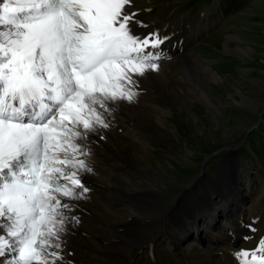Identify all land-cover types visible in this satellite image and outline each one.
Masks as SVG:
<instances>
[{
	"label": "snow or ice",
	"instance_id": "6c2138e0",
	"mask_svg": "<svg viewBox=\"0 0 264 264\" xmlns=\"http://www.w3.org/2000/svg\"><path fill=\"white\" fill-rule=\"evenodd\" d=\"M130 4L0 0V264H72L62 245L79 222L70 201L89 191V133L135 100L133 77L159 71L168 39L137 33L132 23L149 26L124 11ZM232 255L264 264V237Z\"/></svg>",
	"mask_w": 264,
	"mask_h": 264
},
{
	"label": "rangeland",
	"instance_id": "374dc122",
	"mask_svg": "<svg viewBox=\"0 0 264 264\" xmlns=\"http://www.w3.org/2000/svg\"><path fill=\"white\" fill-rule=\"evenodd\" d=\"M133 6L137 13L135 18L152 21L147 32L156 31L159 22L165 23L166 32L172 33L171 43L189 42L183 51L191 54V63L188 62L183 77L196 85L197 90L200 80L194 74L195 68L208 67L221 78L217 83L203 78L211 87L213 104L220 108L218 120L175 84V74H163L166 87L140 79L142 86L137 88V96L143 99L144 105L139 106L137 118L142 132L131 141L121 137L125 147L133 150V162L156 180L152 195L168 203L164 209L179 199L178 206L171 210L172 216L179 218L199 209L201 217L197 226L186 222L187 225L176 227L171 219L166 220L172 228L170 231L177 236L170 234L162 238L155 243L153 252H140L136 244L130 249L128 259H132V264H189L177 245L182 248L190 244L196 246L200 240L195 241L199 238L194 232L196 227L199 226L207 237L215 230L230 229L227 227L229 221L219 215L212 222L209 207L205 206L209 198L213 199L215 213L219 214L222 187L232 186L236 181L243 194L251 192L258 199L255 204L261 215L264 214V0H143ZM171 58L166 55L161 61L166 63ZM150 106L167 114L158 120L156 110ZM125 110V113L122 110L125 115H117L116 110L111 113L127 123L125 116L130 115ZM112 143L113 150L120 148L116 138ZM92 153L95 155L92 159L109 160V164L127 170L133 179L126 180L116 171H109L105 180L107 186L92 187V199L87 200L89 205L85 198L75 200L79 206L90 209L91 214L82 212L78 223H69L64 239L65 246L80 251L88 238L97 251L105 252L108 249L106 240L114 241L112 231L118 230L117 223L131 217L129 205L119 204L115 194L132 189L143 178L138 177L127 162L116 161L110 151H102L101 155ZM232 195L227 193V197ZM243 203L241 207L246 210L250 203L246 200ZM154 214L149 219L138 217L145 221L141 227L144 233L161 227V213ZM78 251L83 261H93L89 256L95 254L94 250L86 248L85 254Z\"/></svg>",
	"mask_w": 264,
	"mask_h": 264
},
{
	"label": "bare ground",
	"instance_id": "6f19581e",
	"mask_svg": "<svg viewBox=\"0 0 264 264\" xmlns=\"http://www.w3.org/2000/svg\"><path fill=\"white\" fill-rule=\"evenodd\" d=\"M141 1L143 0H131L130 5H125L124 11L126 13L135 12L136 8L133 5L138 6ZM135 19L148 26L152 24V21L147 22L139 20L137 18ZM158 25L159 26L155 32H158L161 36L168 37V39L160 46L162 49V57L166 55H171L172 58L166 63H162V61L160 60L159 71L146 73L144 77L134 76L133 79L138 81L139 85H141L140 79H143L145 82L150 83L154 86L166 87L167 82L163 79V74L164 76L166 74H175V84H177L184 91V93L186 92L185 94H187V96L192 98L194 97L197 101L204 105L209 110V112L214 115V119L218 120L219 114H217V110H219L220 108L213 104V93L211 91V87L208 82L205 81V79L203 78L207 77L209 80L216 83L220 82L221 78L217 74L212 72L208 67L202 69L195 68L194 74H196V76L200 80V87L197 90L195 88L196 85H191L187 78L183 77L185 75L183 71L187 69V65H189L188 62L191 63V54H187L183 51L186 45L189 44V42H186L187 40H182L175 44L171 43L172 33L170 34V31L166 32V24L159 22ZM130 26L133 27L137 33H149V31L147 32V28L138 27L134 23H132ZM169 69L170 71L167 72L166 70ZM136 91L138 92L137 89ZM142 100V98H139V96H137L132 103L122 101L119 102V105L115 108V110L118 111L116 113L117 115L118 113L120 115H125V109H127L130 115L125 116L126 120L128 121L127 123L115 116L116 114L114 113H104L105 120L109 124V127L106 129L100 128L97 132L89 133V140L85 150L88 151L90 154L80 157V159H83L88 165V167L92 169L91 172L81 173V178L89 189V191L83 197V199L85 198L84 200L86 201H90V199H92L90 198L91 193L93 192L92 187H96L98 185H108L105 180L109 176V171H116V174L118 176L126 177V180L133 179V176L129 175L127 170L125 171L122 168L120 169L115 165L109 164V160H105L104 162H98L94 158L92 159L91 157L95 156L92 153L94 151L98 155H101L102 151H110L111 154L115 156L116 161L122 160L127 162L130 166L133 167L134 172L138 174V177L143 178V180L139 181L138 184H136V186H134L132 189L128 191H119V194H115V200H117L119 204L129 205L131 217L125 221H119L117 223L116 228L118 230L112 231L114 241L108 242V240H106L108 249L105 252L97 251L96 248L93 247L92 241H90L88 238H85L86 246L83 247V250L80 248L82 251H76L84 253L86 248L87 250L88 248L94 250L95 254L93 255L92 253H90L89 256L93 259V261L90 263L87 262V260L83 261L82 257L78 255L74 248H68L67 246H65V244H63L62 255H64L67 260L72 261V264H132V259H128V256L131 254L130 249L134 245L139 244L141 248L140 252H153V250L156 248L155 243H157L158 241L161 242L162 238H168L170 234H173L172 236L174 237L177 236L176 232H174L173 230L170 231L172 228H170L166 224V220L171 219V223L173 222L176 227H182V225H187L188 222L192 223L193 226H197L198 222L201 219L198 214V212H200L199 209L197 210V212L193 213L192 211L184 216H179V218L172 216L171 210L178 206L179 199L171 203L167 209H164V206L168 203L162 199H157L156 196L152 195L151 189L155 187L156 180L148 176L145 169L141 165L135 164L133 162V150H131V148L129 147H125L124 142L121 141V137L123 136L129 141H131L130 139L138 138L139 134L142 132V127L137 118V116L139 115V106L144 105V101ZM123 106L125 109L123 108ZM152 107L150 106V108ZM153 108L156 110V114H158L157 119L161 120L160 116H162L163 114L165 115L166 112L159 108ZM122 110L124 111V113L122 112ZM113 138H116L120 143V148H118V150H113L110 145V143L114 145V143H112ZM77 143H79V141H77ZM236 184L237 182L235 181L232 186L230 185L228 187L226 186L220 189V198L223 199V202L219 204V214L215 213L213 199L209 198L205 203V206L209 207L208 210L212 214V222H214L217 215H219V218L221 219H227L226 221H229L227 222V224H230V226H227L228 228H230L229 231L223 230L219 232L215 230L213 235L207 237L205 236V234H203V232H201L198 226L194 229L196 235L199 236V238L196 237L197 240L195 241H198V239H200L196 246H192V244L189 243L190 245H187L186 247L184 246L182 248L180 245H177L178 251L183 252V255L188 258L189 264H238V261L234 259L232 254L236 251H239L240 249L250 250L257 248L258 242L261 240L262 237H264V214L261 215L258 207L255 204L257 203L256 200L258 199L254 198L251 192H244L243 194V192L238 189V185ZM77 191H79V189H77ZM227 193H233V195L236 194L237 196L235 195L234 197H232V195L231 197H227ZM245 200L250 203L246 210L241 207V205L244 204L243 202ZM88 201L86 202V204L88 203L89 205L90 202ZM70 203L77 205V207L72 210L70 215H74L78 219V221L82 219L80 218L82 212H88L91 214V212H89L90 209H88L87 207L85 208L83 206H79L75 201H70ZM155 212L161 213V227L156 231L144 233L141 227L145 221L138 217L141 215L142 217L149 219L155 215ZM93 216L97 220L95 215ZM185 218H187L188 221H186ZM74 222L76 224V221ZM204 233L206 232L204 231ZM246 236L252 237V239L245 240L244 237ZM97 254H99V258H97Z\"/></svg>",
	"mask_w": 264,
	"mask_h": 264
}]
</instances>
